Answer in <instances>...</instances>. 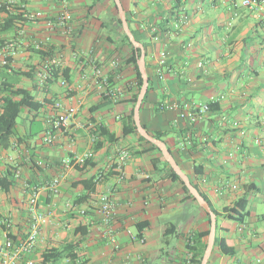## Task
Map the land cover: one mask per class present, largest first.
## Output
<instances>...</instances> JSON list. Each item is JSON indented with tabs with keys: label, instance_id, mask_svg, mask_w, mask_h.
Returning <instances> with one entry per match:
<instances>
[{
	"label": "crops",
	"instance_id": "crops-1",
	"mask_svg": "<svg viewBox=\"0 0 264 264\" xmlns=\"http://www.w3.org/2000/svg\"><path fill=\"white\" fill-rule=\"evenodd\" d=\"M6 1L0 0V22ZM11 1L18 11L42 12L0 34V58H8L0 65V88H27L41 103L23 109L11 145L0 149L6 185L0 187V238L8 233L19 243L29 234L33 187L45 216L31 250L15 264H37L49 249L63 250L60 264H70L71 254L84 264H186V241L208 227L207 218L161 163L153 166L157 152L149 144L122 134L134 106L135 71L124 61L129 47L117 50L112 2ZM120 1L144 50L148 86L140 123L163 134L177 164L218 213L217 236L234 247L232 255L214 249L207 263L264 264V0L256 8L231 0ZM64 8L68 33L48 25ZM55 102L76 107L65 128L51 126L62 110ZM190 110L196 114L191 122ZM37 123L41 129L29 135ZM97 125L114 139L92 133ZM47 130L54 135L50 143L43 140ZM119 147L131 154L121 179L111 162ZM89 149L94 158L88 164L63 166L65 157ZM9 168L14 175L4 177ZM55 176L60 185L53 194L46 185ZM99 193L114 204L108 222L97 210ZM242 197L243 211L234 206Z\"/></svg>",
	"mask_w": 264,
	"mask_h": 264
},
{
	"label": "trees",
	"instance_id": "trees-1",
	"mask_svg": "<svg viewBox=\"0 0 264 264\" xmlns=\"http://www.w3.org/2000/svg\"><path fill=\"white\" fill-rule=\"evenodd\" d=\"M112 2L115 16H116V23H117V36L119 40V46L117 45V50H120L121 46L126 45L129 47V53L128 56L125 58V63L131 64L134 71H135V83L133 85V92L130 97L131 102L135 103L136 97L138 94V91L140 89L142 79L140 76V72L138 70L137 66V57L139 55V49H135L131 42L129 41L127 35L124 33L120 19L117 15V9L113 2V0H110ZM96 2V0H95ZM12 4L8 1L3 3L2 9L6 12V16L4 17L3 21L0 22V34L3 32L10 31L14 28V25L16 22L21 21L24 18L23 13L21 11H18L16 8H10ZM39 48L34 49L35 52L41 53V50H38ZM51 73V72H50ZM53 75V73H52ZM53 76H56L54 74ZM2 83V87L0 88V106H1V112H0V149H6L11 145V137L16 135V125H17V118L21 115L23 109H28V111L31 110H37L41 103L35 100L33 94L30 90L24 87L20 86H13V85H4ZM147 92V91H146ZM146 93L144 94L142 103L145 100ZM210 108V107H209ZM212 108V107H211ZM123 119V118H122ZM32 121V120H31ZM41 128H37L35 132H29V135H35ZM96 136H103L106 137L108 140H113L114 136L113 134L109 133L106 127L103 125H97L95 126V129L92 131ZM154 137L163 139V134L161 132H150ZM122 134L129 135L134 134L137 136L138 140L143 141L147 144H149L150 149H153L157 152V156L151 158V162L155 168H158V164L161 163L164 168H166L168 176L181 184L182 190L186 195V198L192 200L195 202L197 207H199L203 213L206 215L208 227L205 230L202 231H196L193 232L190 237H188L186 241V250H187V256L190 254L191 256V262L192 264H200L201 255L203 253V250L206 245V239L209 232V215L207 212H205L196 202L195 198L189 193L188 189L182 182V180L179 178V176L172 170L168 162H166L161 153L160 150L152 143L147 141L145 138H143L139 133L137 132L136 126L134 124L133 120V107L131 108L129 114L122 120ZM18 141H20V138H17ZM96 141V140H94ZM193 143V142H192ZM90 161H87L84 165L88 164ZM195 172L198 173L197 169H194ZM13 176L14 172L10 170V168L7 170L6 175L7 176ZM191 183L197 188L196 184L190 180ZM0 187L3 188V190H6V185L0 181ZM245 200L247 205L246 198L242 197L234 202V206L238 207L242 211L246 209V206L244 207L241 202ZM216 216H218V213L214 211ZM244 213H247L246 211ZM217 232V226L215 229V238H214V245L212 251L214 249H218V251L221 254L225 255H232L234 253V247L232 244H230L226 238L219 237L216 234ZM7 236L11 238V240L15 243V240L13 237H11L8 233ZM62 251L60 249H49L45 251L37 264H60V260L62 257ZM187 258V257H186ZM70 264H84V260L76 262L74 259V255L71 254L70 256ZM208 264V263H207Z\"/></svg>",
	"mask_w": 264,
	"mask_h": 264
},
{
	"label": "built area",
	"instance_id": "built-area-1",
	"mask_svg": "<svg viewBox=\"0 0 264 264\" xmlns=\"http://www.w3.org/2000/svg\"><path fill=\"white\" fill-rule=\"evenodd\" d=\"M66 2V0H61ZM233 4H240L243 7L247 8H256L259 7V3L261 0H231ZM8 2H12L9 0ZM23 16L30 20H36L42 17L41 11H26L22 12ZM70 19V14L67 9H63L60 14L56 17L55 21H49L48 25L51 27H59L63 30V32L68 33L70 31V27L68 21ZM12 44H10V47ZM36 47L39 48L40 44L36 43ZM12 51L10 53L12 54ZM161 56H165V52H161ZM54 62L53 59L49 61V64ZM0 65L7 66L8 58L7 54L3 55L0 58ZM98 76H100L99 70L96 71ZM107 95L112 96V91H107ZM55 107L62 108L60 112L57 113L56 117L51 121V126L54 128H65L68 125L69 118L76 112V107L73 105H69L66 107H62L60 102H55ZM209 104L203 105L202 110L206 111L209 109ZM1 112V106H0ZM196 114L193 110H190L186 113V117L191 122L195 120ZM54 139V135L47 130L43 135V140L47 143L52 142ZM95 138H93L94 140ZM262 149H264V144L261 143ZM130 151L127 148L119 147L114 150L111 155V162L115 166L118 171V179H121L124 175V166L127 160L130 158ZM94 158L93 150L89 149L82 153L75 154L73 156H67L62 160V164L64 167H73V166H83L87 161H90ZM60 185V178L58 176L53 177L46 185L47 189L56 194L58 192ZM232 188H236L235 185L231 186ZM37 195L38 190L36 187H33L28 198V206L33 215L34 222L31 225V230L27 237L20 241L19 243H14L10 237L7 236V233L4 234L2 238H0V264H15L19 259L21 254H24L31 250L34 245L36 235L38 232L39 225L45 221V216L43 213L38 212L37 210ZM97 210L101 213L104 220L108 222L114 215V204L111 200L109 194L107 193H99L97 195ZM31 264V262H29ZM186 264H192L190 254L186 258Z\"/></svg>",
	"mask_w": 264,
	"mask_h": 264
},
{
	"label": "water",
	"instance_id": "water-1",
	"mask_svg": "<svg viewBox=\"0 0 264 264\" xmlns=\"http://www.w3.org/2000/svg\"><path fill=\"white\" fill-rule=\"evenodd\" d=\"M116 9H117V15L120 19L122 29L124 33L127 35L129 41L133 45L135 49H139V55L137 57V66L138 70L140 72V76L142 79V83L140 86V89L138 91L136 101L133 106V120L134 124L136 126L137 132L139 135H141L143 138H145L150 143L154 144L159 150L163 157V159L168 162L172 170L179 176V178L182 180L186 188L188 189L189 193L195 198L197 204L209 215V232L206 239V245L203 250V253L201 255L200 264H207L208 258L212 252L213 245H214V238H215V229H216V217L215 213L210 207L209 202L201 195V193L197 190V188L191 183L188 176L183 172V170L180 168V166L177 164L175 159L173 158L172 154L168 150V148L165 145V142L162 139L154 137L152 134H150L140 123L139 119V109L141 102L143 100L144 94L147 91L148 86V79L145 71V60H144V50L142 44L136 40L129 28V25L126 20L125 11L123 9V6L121 4L120 0H113Z\"/></svg>",
	"mask_w": 264,
	"mask_h": 264
},
{
	"label": "rangeland",
	"instance_id": "rangeland-1",
	"mask_svg": "<svg viewBox=\"0 0 264 264\" xmlns=\"http://www.w3.org/2000/svg\"><path fill=\"white\" fill-rule=\"evenodd\" d=\"M20 120H21V115L17 118V123H19ZM35 127H36V128H41V126H40L39 123H37V124L35 125Z\"/></svg>",
	"mask_w": 264,
	"mask_h": 264
}]
</instances>
